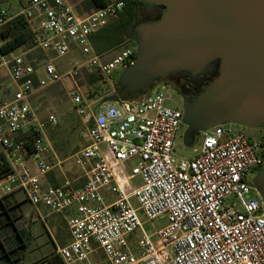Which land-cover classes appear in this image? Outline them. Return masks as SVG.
Instances as JSON below:
<instances>
[{
  "label": "built area",
  "instance_id": "1",
  "mask_svg": "<svg viewBox=\"0 0 264 264\" xmlns=\"http://www.w3.org/2000/svg\"><path fill=\"white\" fill-rule=\"evenodd\" d=\"M125 3L106 0L86 11L72 0H25L17 12L0 8V28L21 17L29 32L27 42L10 51L0 37V70L16 85L0 106L1 153L10 167L0 177V201L22 192L33 205L64 214L70 241L57 253L65 264H264V196L256 179L264 170L256 172L264 166V144L243 129L249 126L224 121L202 129L194 156L179 157L186 105L168 106L160 89L144 97L115 88L98 97L81 91L77 79L84 72L109 80L120 65H134L138 47L105 58L92 43ZM74 49L86 59L69 69L51 57ZM36 50L45 57L43 73L36 67L42 60L29 54ZM57 83L67 88L85 127V144L68 158L77 168L69 177L49 138L57 116L42 118L31 103L36 91ZM113 94L117 99L108 100ZM48 175L54 181L46 182ZM136 176L138 186L131 183ZM108 194L115 198L107 200ZM139 211L166 224L149 235ZM98 250L104 263L99 256L91 261Z\"/></svg>",
  "mask_w": 264,
  "mask_h": 264
},
{
  "label": "water",
  "instance_id": "2",
  "mask_svg": "<svg viewBox=\"0 0 264 264\" xmlns=\"http://www.w3.org/2000/svg\"><path fill=\"white\" fill-rule=\"evenodd\" d=\"M148 27L137 30L138 53L122 80L124 89L149 85L159 71L191 69L227 48L235 53L228 71L201 104L186 105L185 123L200 131L224 121L254 127L264 120V0H187L180 14L162 27L152 24L142 36ZM246 103L263 116L253 117ZM257 186L264 196L263 176Z\"/></svg>",
  "mask_w": 264,
  "mask_h": 264
},
{
  "label": "rangeland",
  "instance_id": "3",
  "mask_svg": "<svg viewBox=\"0 0 264 264\" xmlns=\"http://www.w3.org/2000/svg\"><path fill=\"white\" fill-rule=\"evenodd\" d=\"M23 1L25 0H0V8L5 9L9 13L17 12L20 10L21 3ZM87 1L88 0H74V2H81L83 4L82 6L84 7V9L86 8ZM144 1L162 3L166 6V11L162 15L161 20L164 18V16L169 10L168 5L162 0ZM186 5L187 0L185 2L184 8ZM161 9L162 7L151 11L148 9H143L141 15L142 20L147 21L156 17L158 15V10ZM157 22L154 23L156 24ZM154 23L144 25L149 27L143 28V30L141 31L142 36L145 35L144 31L151 28V25ZM123 49V46L116 48L115 50L105 53L104 57L110 58ZM16 51H18V49ZM29 54L36 56L39 60H42V63L36 65V67L38 69V72L43 73L42 69L45 58L44 54L37 50L30 52ZM231 54L229 55H231V58L233 60L235 58V53L232 50ZM51 57L54 59L55 64L62 69H69L73 66L75 62L80 63L86 59V56L77 49H74L67 55L61 57H56L54 55H51ZM212 61L219 62L218 67L220 74L223 58L220 56H214L213 58H206L205 62L200 63L199 65H195L191 69L179 68L170 69L169 71H159L152 83L145 87H142L141 85L139 89H137V86H139L140 83L134 84L130 86L129 90L131 91L124 89V85L122 82L128 70V66L125 65H120L116 70H114V72L110 75L109 80L102 77L96 83L89 84L87 80V73L84 72L77 79V83L86 97H90L91 95L94 97L104 96L111 92L114 88L117 91H121L123 95L128 97H144L160 89L165 93V96L167 98L166 104L168 106L182 108L184 105L193 102H196L198 105L201 104L207 94H209L214 88H216L217 85H214L215 81H211L209 84L205 85L204 80L202 82L203 77L199 75L202 73L203 68ZM183 70L192 71V73H186V71ZM201 86L204 87L202 91H200ZM15 91L16 85L13 82V79L5 69H1L0 106L6 101L10 100ZM31 103L40 117L45 118L50 113H53L57 116L59 122L55 126L50 127L49 138L58 158L66 159V162H64L62 168L63 172H65V175L68 177L74 176L77 168L72 164L71 159L68 158L71 154L79 150L84 145L85 132L83 131V124H81L82 122L80 120V117L77 115L71 101L68 98L67 88L58 83L41 88L32 95ZM243 129H245L249 134L256 137L257 139H264V120L258 122V124L252 128L243 126ZM201 140L202 132L200 133V131H197V129H189V125L187 123L183 124L179 129V133L176 138L175 155L186 158L194 156V148L199 147ZM0 151H2L1 146ZM62 170L58 169L57 174H62ZM261 175L264 177V172H261L258 177H256V179L259 180L262 177ZM253 176L255 177V175ZM54 178L55 176H49L50 180ZM131 183L134 186L140 185L142 183L141 176L134 177L131 180ZM262 193L264 194L263 191ZM251 195L254 194H247L246 197H249ZM106 198L107 200H112L115 198V196H113L112 194H108ZM131 201L135 207H138V202L136 198H132ZM61 214L62 213H55L52 216L59 217V219L62 220V215L64 216V214ZM139 216L141 218L143 230L149 235H153L156 230L161 229L166 224L165 219H155L153 221L147 220V218L142 215L141 211H139ZM153 238H155V236H153ZM98 256L99 259L102 260V263H104L105 257H103V253L101 250H98L96 254H93L91 256V261L93 263H96V257ZM83 264L88 263L85 262Z\"/></svg>",
  "mask_w": 264,
  "mask_h": 264
},
{
  "label": "crops",
  "instance_id": "4",
  "mask_svg": "<svg viewBox=\"0 0 264 264\" xmlns=\"http://www.w3.org/2000/svg\"><path fill=\"white\" fill-rule=\"evenodd\" d=\"M45 180L54 181L49 175ZM53 214L30 203L22 192L1 200L0 264H52L57 248L70 241L65 216L61 214L62 221Z\"/></svg>",
  "mask_w": 264,
  "mask_h": 264
},
{
  "label": "trees",
  "instance_id": "5",
  "mask_svg": "<svg viewBox=\"0 0 264 264\" xmlns=\"http://www.w3.org/2000/svg\"><path fill=\"white\" fill-rule=\"evenodd\" d=\"M86 3L85 10L91 11L105 5L106 0H88ZM160 7H162V9L158 10V15L156 17L147 21L142 20L141 15L143 9L151 11L159 9ZM165 11L166 6L162 3L145 2L144 0H126L123 9L114 15L106 26L102 27L92 36V43L95 50L100 54H105L122 46L124 48H136L138 45L136 37L138 28L159 21ZM0 37L6 39L2 45L3 50L10 51L27 42L29 39V32L21 17H16L7 21L0 28ZM137 53V50H135L132 57H136ZM218 64V61L210 62L203 68L202 73L199 74L203 77L202 82L204 80L205 85L209 84L218 76ZM186 73H192V71H186ZM101 78L102 75L98 73L87 74L89 84H94ZM203 89L204 87L201 86L200 91ZM90 97L93 96L91 95ZM82 126L83 131L85 132V127L84 125ZM262 142L264 144V139H262ZM263 168L264 166L260 165L256 168V172H260ZM9 172L10 167L5 160L3 153L0 152V177ZM51 261L52 264H65L58 253L51 257Z\"/></svg>",
  "mask_w": 264,
  "mask_h": 264
},
{
  "label": "bare ground",
  "instance_id": "6",
  "mask_svg": "<svg viewBox=\"0 0 264 264\" xmlns=\"http://www.w3.org/2000/svg\"><path fill=\"white\" fill-rule=\"evenodd\" d=\"M164 1L168 7L169 10L167 14L164 16L162 20L156 23L157 27H162L165 24H167L171 19L175 18L178 14H180L181 10L184 8L186 0H162ZM231 50L227 48H219L212 52L209 56V58L213 56H220L223 58L222 65H221V75L218 77L214 83V85H217L221 79L225 76L226 72L228 71L229 64L232 60L231 58ZM208 59V58H207ZM244 109L250 113L253 117L258 118L262 117L263 115L258 112L254 107H252L250 104L246 103L244 106Z\"/></svg>",
  "mask_w": 264,
  "mask_h": 264
}]
</instances>
